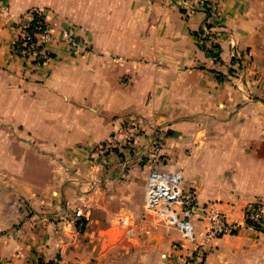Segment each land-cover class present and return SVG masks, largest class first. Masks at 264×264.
Segmentation results:
<instances>
[{"label":"crops","instance_id":"1","mask_svg":"<svg viewBox=\"0 0 264 264\" xmlns=\"http://www.w3.org/2000/svg\"><path fill=\"white\" fill-rule=\"evenodd\" d=\"M6 5L0 264H176L195 245L152 212L138 222L152 168L183 173L197 235L208 208L240 222L249 206L264 207V0ZM33 11L89 51L54 46L44 63L25 65L12 46ZM129 125L141 130L132 149L97 151ZM263 243L262 232L242 229L206 247V264H264Z\"/></svg>","mask_w":264,"mask_h":264},{"label":"built area","instance_id":"2","mask_svg":"<svg viewBox=\"0 0 264 264\" xmlns=\"http://www.w3.org/2000/svg\"><path fill=\"white\" fill-rule=\"evenodd\" d=\"M7 9L6 0H0V13H6ZM214 11L215 7L212 4L203 8L208 19ZM28 17V20L17 25L19 35L12 46V53L25 65L44 63L52 54L54 46L63 47L74 57L89 51L88 45L74 36L69 29L63 30L58 37H55L41 11H33ZM215 39L210 37L209 42L205 44L209 51L215 48ZM129 126L114 134L105 143L98 145L97 151L102 153L121 146L127 151L132 149V144L141 134V130L137 126ZM151 148L157 151L156 142L151 143ZM183 183L184 176L180 171L165 172L152 168L145 182L144 206L138 221L141 223L147 213L155 211L156 217L161 222L176 229L182 239L195 245L194 250H189L185 255L180 256L176 264H206V247L242 229L251 228L264 235V207L258 204L246 208L240 222H230L221 211L208 208L206 212L204 211L207 226L197 235L193 219L199 207L195 195L190 190H185ZM197 237L200 238V243H197Z\"/></svg>","mask_w":264,"mask_h":264},{"label":"rangeland","instance_id":"3","mask_svg":"<svg viewBox=\"0 0 264 264\" xmlns=\"http://www.w3.org/2000/svg\"><path fill=\"white\" fill-rule=\"evenodd\" d=\"M154 142H156V145H158V149L157 150H160V143H159L158 139H155ZM154 152H156V150L152 149L151 154H153V155L158 154V153H154ZM161 160L162 159L160 158L159 162H161ZM152 214H154V216H156L157 212L152 211Z\"/></svg>","mask_w":264,"mask_h":264},{"label":"trees","instance_id":"4","mask_svg":"<svg viewBox=\"0 0 264 264\" xmlns=\"http://www.w3.org/2000/svg\"><path fill=\"white\" fill-rule=\"evenodd\" d=\"M51 56V55H50Z\"/></svg>","mask_w":264,"mask_h":264}]
</instances>
